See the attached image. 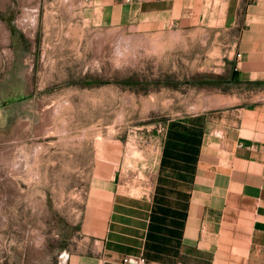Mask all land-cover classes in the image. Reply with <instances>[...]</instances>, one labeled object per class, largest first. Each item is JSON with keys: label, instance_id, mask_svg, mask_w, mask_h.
I'll return each instance as SVG.
<instances>
[{"label": "rangeland", "instance_id": "rangeland-1", "mask_svg": "<svg viewBox=\"0 0 264 264\" xmlns=\"http://www.w3.org/2000/svg\"><path fill=\"white\" fill-rule=\"evenodd\" d=\"M94 1L0 0V264H66L173 122L264 101L213 36L98 24Z\"/></svg>", "mask_w": 264, "mask_h": 264}, {"label": "crops", "instance_id": "crops-1", "mask_svg": "<svg viewBox=\"0 0 264 264\" xmlns=\"http://www.w3.org/2000/svg\"><path fill=\"white\" fill-rule=\"evenodd\" d=\"M88 11L107 26L213 36L240 82L264 83V0H95ZM147 169V187L121 176L98 198L66 264H264V101L173 122Z\"/></svg>", "mask_w": 264, "mask_h": 264}, {"label": "built area", "instance_id": "built-area-1", "mask_svg": "<svg viewBox=\"0 0 264 264\" xmlns=\"http://www.w3.org/2000/svg\"><path fill=\"white\" fill-rule=\"evenodd\" d=\"M85 1L86 2H91V1H94V0H85ZM118 264H148V263H147V260L144 257H139V258L126 257Z\"/></svg>", "mask_w": 264, "mask_h": 264}, {"label": "bare ground", "instance_id": "bare-ground-1", "mask_svg": "<svg viewBox=\"0 0 264 264\" xmlns=\"http://www.w3.org/2000/svg\"><path fill=\"white\" fill-rule=\"evenodd\" d=\"M2 33V32H1ZM4 39H6V38H4ZM7 40V39H6ZM45 133H46V131H45Z\"/></svg>", "mask_w": 264, "mask_h": 264}]
</instances>
